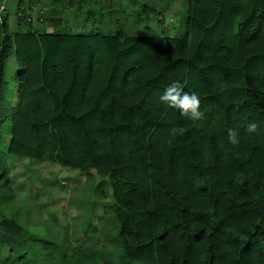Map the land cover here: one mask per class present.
Segmentation results:
<instances>
[{
    "label": "trees",
    "instance_id": "obj_1",
    "mask_svg": "<svg viewBox=\"0 0 264 264\" xmlns=\"http://www.w3.org/2000/svg\"><path fill=\"white\" fill-rule=\"evenodd\" d=\"M54 1L58 16L37 18L51 30L28 15L41 0L0 13V264H264V0H183L173 36L72 32L61 9L96 1ZM174 82L199 96L204 119L160 100ZM9 156L98 177L111 226L77 244L28 233Z\"/></svg>",
    "mask_w": 264,
    "mask_h": 264
},
{
    "label": "rangeland",
    "instance_id": "obj_2",
    "mask_svg": "<svg viewBox=\"0 0 264 264\" xmlns=\"http://www.w3.org/2000/svg\"><path fill=\"white\" fill-rule=\"evenodd\" d=\"M95 1V5L88 7L85 6L87 2H81L79 6L74 1L69 7L61 9L60 15L64 20L62 26H69L73 29L72 32H80L83 27L86 30L98 28L102 32L123 28L127 32L141 35L165 30L166 34L173 36L183 31L180 11L183 0H169L167 8L161 7L165 8L164 11L156 15V10L168 0ZM16 2L17 0H0L6 10L9 8L13 12ZM43 2L46 4L35 6L28 15L38 28L51 30L49 25L37 21V18L41 14L57 17L55 1ZM111 2L114 4L110 5ZM101 10L103 14L100 13ZM87 13H93V16L89 18ZM157 17H163V20L157 21ZM15 69L13 60L5 69L4 91L7 102L14 101L12 90L15 86ZM7 139L5 137V143ZM7 165L15 192L12 210L17 221L28 233L55 241L66 236L71 243L77 244V239L79 242L83 241L86 235L84 231L89 229L93 234V230L98 229V233L111 226L110 223L103 224L106 220L104 209L111 198L95 194L93 190L98 177L88 180L78 170L17 156H9ZM100 239L107 244L105 238Z\"/></svg>",
    "mask_w": 264,
    "mask_h": 264
},
{
    "label": "clouds",
    "instance_id": "obj_3",
    "mask_svg": "<svg viewBox=\"0 0 264 264\" xmlns=\"http://www.w3.org/2000/svg\"><path fill=\"white\" fill-rule=\"evenodd\" d=\"M160 100L165 103L169 108L179 110L182 116L188 117L193 121H198L204 119V112L201 109V101L197 94L189 93L183 91L179 83H172L168 85ZM259 126L255 122H251L247 125L246 131L248 133H257ZM171 134L173 136L177 134H182V132L176 128L171 129ZM229 143L233 145L239 144L238 133L234 129H229L228 131Z\"/></svg>",
    "mask_w": 264,
    "mask_h": 264
},
{
    "label": "built area",
    "instance_id": "obj_4",
    "mask_svg": "<svg viewBox=\"0 0 264 264\" xmlns=\"http://www.w3.org/2000/svg\"><path fill=\"white\" fill-rule=\"evenodd\" d=\"M4 10V3H0V13Z\"/></svg>",
    "mask_w": 264,
    "mask_h": 264
},
{
    "label": "crops",
    "instance_id": "obj_5",
    "mask_svg": "<svg viewBox=\"0 0 264 264\" xmlns=\"http://www.w3.org/2000/svg\"><path fill=\"white\" fill-rule=\"evenodd\" d=\"M43 1H44V0H41V2H43ZM45 3H46V2H45ZM37 5H38V4H37ZM37 5H36V6H37ZM43 5H44V4H43Z\"/></svg>",
    "mask_w": 264,
    "mask_h": 264
}]
</instances>
